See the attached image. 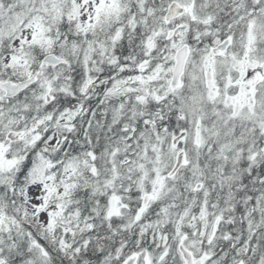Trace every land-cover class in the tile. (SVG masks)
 <instances>
[{"label": "snow or ice", "instance_id": "6c2138e0", "mask_svg": "<svg viewBox=\"0 0 264 264\" xmlns=\"http://www.w3.org/2000/svg\"><path fill=\"white\" fill-rule=\"evenodd\" d=\"M0 264H264V0H0Z\"/></svg>", "mask_w": 264, "mask_h": 264}]
</instances>
